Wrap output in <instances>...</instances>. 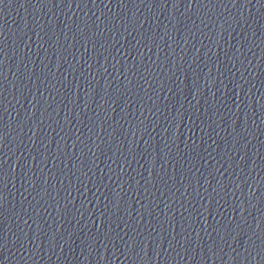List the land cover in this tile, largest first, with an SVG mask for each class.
Here are the masks:
<instances>
[{
	"label": "water",
	"instance_id": "obj_1",
	"mask_svg": "<svg viewBox=\"0 0 264 264\" xmlns=\"http://www.w3.org/2000/svg\"><path fill=\"white\" fill-rule=\"evenodd\" d=\"M0 264H264V0H0Z\"/></svg>",
	"mask_w": 264,
	"mask_h": 264
}]
</instances>
